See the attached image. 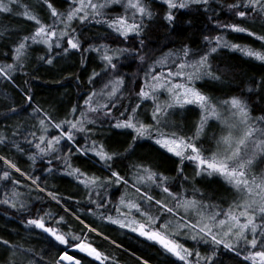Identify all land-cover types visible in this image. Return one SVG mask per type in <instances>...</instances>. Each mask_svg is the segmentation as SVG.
<instances>
[{"label":"snow or ice","instance_id":"obj_1","mask_svg":"<svg viewBox=\"0 0 264 264\" xmlns=\"http://www.w3.org/2000/svg\"><path fill=\"white\" fill-rule=\"evenodd\" d=\"M20 3L21 0H0V12L10 13L13 6H19ZM120 3L121 0H103V2L100 0H70L68 10L62 12L54 6L51 0H42V4L50 10L51 24L43 23L41 18L35 12L29 11L28 6L25 5L19 15L34 21L37 27L30 35L22 36L18 42H13L10 49L13 63L0 65V75L12 80L11 73L17 71L18 66H22L31 45L39 44L47 49L46 54L40 59L48 64L53 63V54L59 55L58 49H61L65 54L71 50L82 49L83 45L79 37L73 35L76 29L72 27V24L76 21H79L81 25L87 24L89 21H95L98 24L106 23L125 40L133 34L141 36L145 29L144 17L150 18L153 15L148 4L145 0H126L124 3L125 14L115 18L109 17L105 9L111 4ZM163 3L168 7L164 18L171 23L174 20L173 9H183L190 4L207 5L208 0H180L179 3L176 0H163ZM230 7L240 18H247L250 15L264 17V0H239V3ZM240 8L244 10H239ZM128 10H131V16L127 14ZM222 27L238 33H247L264 41V35H258L239 24H226ZM2 35L3 33L0 32V36ZM204 39L209 43L214 41L215 46L200 55L199 59L189 61L187 59L190 54L189 49L185 47L183 49L185 59H181L180 63L166 67L172 57V54L169 53L148 67L144 74V84L140 86L137 98L142 102H146L148 99L153 101L151 112L153 123H145L138 119V109L142 107V104L138 103L135 107L129 104L125 107L122 103H118L125 80L124 77L115 75L117 64L114 62V57L118 58L130 50L118 48L113 51L107 45H99L96 46V51L104 53L101 59L105 68L101 73L93 72L89 77V83L109 71L114 74V78L104 83L99 91L94 89L87 95L83 103V111H80L81 105H74L71 109L72 119L65 118L56 122L49 112H43V118L39 119V128L37 129L41 134L37 136L36 132H30L24 136V140L34 146L35 150L29 157L33 163L36 159H42L45 156L52 157L48 161L49 165L54 161L64 160L67 174L76 177L79 183L84 185L89 193L91 204L95 205V211L91 207L88 208L89 214L95 215L96 212H99V218L102 221L118 225L122 230H129L147 241L158 244L166 253L175 256L183 264H216L217 249L220 247L236 253L237 256L243 255L242 264H248L249 261L251 264H264V174L256 175L252 172L257 157L264 159V116L253 119L248 103L240 96H231L226 100L214 103L210 96L194 86L196 81L205 77H211L214 80L220 79V76L212 71V66L209 63L210 53H215L219 47H231L245 56L262 62H264V51L255 50L246 45L230 44L221 36L214 38L206 36ZM139 43L144 46L143 39ZM92 47L89 46V48ZM88 50L84 49V51ZM139 58L141 61L145 60L143 55ZM157 65H159V70H157ZM173 67L176 69L175 71H173ZM256 86L264 87V81ZM164 92L168 94L169 99L160 103L158 97ZM31 100L32 96L28 95L29 106H31ZM185 105H197L201 110L199 122L195 126V134L183 136L162 132V127H169L170 110L177 106L183 108ZM118 107L125 109L120 113V118H116L114 115V109H118ZM10 111L15 114L17 109L13 107ZM78 111L80 115L77 117L75 113ZM40 112L41 109L33 108V114L39 115ZM112 120H115L114 124H112ZM212 120L219 122L223 130L222 134L215 138L214 150L199 146L200 137L206 136V126ZM97 121L101 126L107 121L112 128L131 130V133H134L133 142L144 137L154 139L157 145L179 158L181 165L185 159L194 162L197 176L218 175L223 177L240 194L241 199L230 205L227 210L223 208L214 210L217 206L197 199V196L202 194L195 188L191 193L187 189L173 191L175 185L169 184L168 177L154 171L150 165L132 163L129 166V174L122 175L120 171L113 169L115 161L123 158V154L109 152L103 143L98 144L95 140L91 141L90 147H79L75 140V134L78 132H84L88 136L94 135L95 133L88 125H95ZM49 128L59 130V135L49 136ZM20 135H23V132L19 129L13 133L11 140L0 134V144H11L17 151L24 152L25 149L16 142V138ZM28 136H31L32 139L29 140ZM62 141L76 144L77 152L93 153L110 174L102 178L72 167L68 163V157L63 154ZM69 151H71V147H69ZM0 161H3L5 169L0 172V180L11 182L14 186L20 185L21 180L12 179V170L22 176L27 174L22 173L20 167L11 158L0 155ZM53 170L52 168L46 169V171ZM177 173L178 177L181 176L183 168L177 169ZM28 179L37 188H40L39 177L28 176ZM187 179L184 177L185 183H187ZM113 185L125 188V192L121 194L119 201L114 205L115 216L107 209V204L111 201L106 195L108 189ZM156 188L162 193L161 198L151 194ZM40 190L44 191V189ZM93 195L97 199H91ZM22 196L23 194L14 187L10 193H5L4 199L0 200V203L9 205L11 208L23 209L25 204L21 199ZM48 196L57 202L61 199L53 192H48ZM106 212L108 214H105ZM45 215L51 219L46 221L44 216H38L29 218L27 224L42 230L59 245L71 246L84 253L86 257L92 258L93 264H119L114 256L100 251L97 246H94V241L88 240L89 234L97 232L96 228L86 225L88 232L83 237L64 233L60 228V225L64 224V216L56 217L51 213H45ZM166 217L175 219L169 220ZM76 219L80 220V217L77 216ZM52 220L55 221V226L52 225ZM182 234H190L193 241L210 244L213 246V251L211 254L201 255L199 251L185 247L178 239ZM100 235L104 239H108L103 233ZM69 236L72 237V241L79 242L70 243ZM111 243L117 247L121 246L117 245L116 240H112ZM0 244H3L5 248L9 247L8 240L0 238ZM18 251L34 255L30 249H18L16 246H12L6 264H18L16 260ZM65 262L82 264L81 260L69 255L67 251L61 253L54 264H65ZM29 264H33V261H29ZM142 264H148V261L143 260Z\"/></svg>","mask_w":264,"mask_h":264},{"label":"trees","instance_id":"obj_2","mask_svg":"<svg viewBox=\"0 0 264 264\" xmlns=\"http://www.w3.org/2000/svg\"><path fill=\"white\" fill-rule=\"evenodd\" d=\"M51 2L58 10L66 12L70 0H51ZM145 2L153 15L150 18L144 17L145 29L141 36L133 34L125 40L106 23L98 24L95 21H89L87 24L81 25L79 21H76L72 24V27L76 29L73 35L79 37L83 45L82 49L71 50L67 54L58 49L59 55L53 54V63L48 64L40 59L46 54L47 49L43 45H31L22 66H18L17 71L11 73L12 80L0 75V134L11 140L13 133L18 129L21 130L23 135L18 136L16 142L25 149L24 152H19L11 144H0V155L13 159L20 167L21 172L27 174L22 176L12 170V179L21 180V184L18 186L0 180V200L4 199L6 192L10 193L15 187L23 194L21 199L25 204V207L20 209L0 203V238L9 241L8 248L0 244V264H6L12 246H16L18 249H30L34 254L29 255L26 252L18 251L16 256L18 264H29V261H33V264H54L64 251L81 260L82 264H93L92 258L75 250L67 249L68 246L59 245L42 230L27 224L29 218L38 216H44L46 221L50 220L51 218L45 213H51L56 217H65L64 224L60 225L61 231L64 233L83 237L88 232L86 225L96 228L97 232L89 234L88 240L94 241V246H97L100 251L114 256L119 264H142L143 260H147L148 264H183L175 256L166 253L158 244L147 241L129 230H122L118 225L102 221L99 218V212H96L95 215L89 214L88 208L91 207L95 211V205L91 204L89 193L84 185L79 183L76 177L67 174L64 160L54 161L49 165L48 161L52 157L45 156L42 159H36L33 163L29 157L35 150L34 146L24 140V136L30 132H36L37 136L41 134L37 129L39 128V119L43 118V112H49L56 122L65 118L72 119L71 109L74 105H81L80 111H83V103L87 95L94 89L99 91L104 83L114 78V74L109 71L89 83V77L93 72L101 73L105 68L101 59L104 53L96 51V46L107 45L113 51L118 48L130 50L118 58L114 57V62L117 64L115 75H120L125 80L118 103H122L125 107L129 104L133 107L138 103L142 104V107L138 109V119L143 122L146 113L152 112L153 101L148 99L146 102H142L137 98V93L140 86L144 84V74L148 67L165 54H172L166 67L178 64L181 59H185L183 57L185 47L189 49L190 54L187 57L189 61L199 59L200 55L215 46L214 41L209 43L204 39L206 36L210 38L221 36L230 44L246 45L255 50L264 51V41L247 33H238L222 27V25L235 23L258 35H264V17L250 15L247 18H240L235 15L230 6L239 3V0H208L207 5L190 4L183 9H173L174 20L171 23L164 18L168 7L163 3V0H145ZM176 2L179 3L180 0H176ZM25 5L28 6L29 11L35 12L43 23H52L50 10L42 4V0H21L19 6H13L12 12H0V32L3 33L0 36V65L13 63L10 50L13 42H18L22 36L30 35L37 27L34 21L19 15ZM117 7L118 5H109L105 12L111 18L124 15ZM239 10L244 9L240 8ZM141 39L144 41V46L139 43ZM90 45L93 47L89 48ZM84 49L89 50L84 51ZM141 55L145 56L144 61L140 60ZM209 63L212 66V71L220 76V79L214 80L211 77H205L195 82L196 88L210 96L214 103L226 100L231 96H240L248 103L253 119L264 116V87L256 86L264 81V62L245 56L231 47L221 46L215 53H210ZM157 70H159V65H157ZM175 70L173 67V71ZM28 95L32 96L31 106L27 101ZM13 107L17 109L15 114L10 111ZM33 108L41 109L40 114H33ZM183 108H186L188 112L197 113L199 122L201 110L197 105H185ZM124 110V107L114 109L115 117L120 118V113ZM79 115V111L75 113V116ZM179 118L182 123L183 117ZM149 121L153 123L151 118ZM114 123L115 120H112V124ZM88 127H91L95 134L88 136L84 132L76 133L75 140L78 142V146L90 147L91 141L95 140L98 144L103 143L109 152L123 154V158L115 161L113 169L120 171L122 175L129 174V166L132 163L150 165L154 171L168 177L169 184L175 185L173 191L185 189L183 187L184 177L191 178L196 184H201L204 180L201 178H206L196 175L197 169L194 162L185 159L181 165L179 158L161 148L152 138L144 137L133 142L134 133H131V130L112 128L107 121L103 126L97 121L95 125H88ZM162 128L161 131L164 132ZM215 131L216 127L210 121L206 126L205 140L207 144H212L215 141L214 136L217 134ZM171 133L173 132L169 131V134ZM194 134L195 132H192L190 136ZM48 135L57 136L59 130L49 128ZM28 139L31 140L32 137L28 136ZM204 144L205 142L202 140L199 146L202 147ZM61 147L72 167L102 178L110 174L93 153L77 152L75 150L77 145L67 141H62ZM69 147H71V151H69ZM126 149L127 151H125ZM181 167L183 174L178 177L177 169ZM255 167L264 169V159L259 158ZM48 168L54 170L46 171ZM187 168L191 169L193 173L188 174ZM3 170H5L3 161H0V172ZM28 176L39 177L40 188L32 184ZM221 182L219 176L208 177L203 185L206 196L204 195L205 198L197 196V199H204L211 204H218L226 199L227 194L221 190L223 187ZM40 189H44V191ZM187 191L191 193L190 189ZM48 192L57 194L61 198L60 201H53L48 196ZM124 192L125 188L117 185H113L107 191V198L111 201L107 204V209L113 216L116 215L114 205ZM151 194L157 198L162 196L158 188L154 189ZM91 199H97V197L93 195ZM17 203L19 204V201ZM77 216L80 217V220L76 219ZM173 218L166 217V219ZM160 222L163 223V221ZM51 223L55 226L54 220ZM100 233H103L108 239H104ZM69 240L70 243L79 242L72 241L71 236H69ZM112 240H116L117 245L121 246L113 245ZM181 243L189 249L199 251L201 255H208L213 251V246L205 244L203 241L192 242L189 240ZM242 262L243 255L237 256L236 253L223 247L217 249L216 264H242ZM248 264L251 262L249 261Z\"/></svg>","mask_w":264,"mask_h":264},{"label":"rangeland","instance_id":"obj_3","mask_svg":"<svg viewBox=\"0 0 264 264\" xmlns=\"http://www.w3.org/2000/svg\"><path fill=\"white\" fill-rule=\"evenodd\" d=\"M103 2V0L101 1ZM126 2V0H121V3L120 4H114V5H118V10H120L121 12H123V14H125L126 12V9L124 7V3ZM112 5V4H111ZM127 14L129 16H131V10H128ZM169 97H168V94L166 92H164L163 94H160L159 97H158V102L160 103H164L166 101H168ZM179 117H183V122L181 123L179 121ZM150 118H151V113L147 112L146 115H145V118H144V122L145 123H150ZM214 126L216 127V131L215 133H217L215 136H214V140L216 137H218L219 135L222 134V128H221V125L219 124V122L215 121V120H212L211 121ZM198 123V115L197 113L195 112H188L186 108H175V109H172L170 110L169 112V115H168V124H169V127H166V129L164 130V128H162V130L164 132H167L169 133V131L171 132H175V133H181L183 135H187V136H190L192 134V132H195L196 131V124ZM205 135H202L200 137V141H204L205 144L202 146V148H205V149H212L214 150V145H215V141L210 144L208 143L207 144V141L205 140ZM207 154V153H206ZM260 157H257L256 161L254 162V165H253V168H252V172L256 175H261V174H264V169H261V167L259 169H257L255 167V164L257 162V160L259 159ZM187 173L188 174H191L193 173L191 169L187 168ZM218 176V175H217ZM203 177H206V178H201V179H204L201 184H196L194 183V181L191 179V178H188V182L187 183H184L183 184V187L186 189H190V191H192L193 188L197 189L202 195H200V198H205L204 195L206 196V191L204 189V183H206V179L208 178V176H203ZM220 179H221V183H222V188L221 190L227 194L226 196V199H223L220 203L218 204H212V205H215L217 206L216 209L214 210H219L220 208H223L224 210H227L229 208L230 205L234 204L235 202H238L240 199H241V196L240 194L232 187L230 186L225 180L223 177L219 176ZM204 200V199H202ZM206 203L208 204H211L210 202L208 201H205ZM175 218L173 219H169V220H174ZM179 239V242H185V241H192L193 240L190 238V234H182L178 237ZM195 242V241H194ZM63 246H66V245H63ZM67 249H74L76 251H78L77 249L71 247V246H68ZM79 252V251H78ZM81 253V252H79ZM81 254H84V253H81ZM9 257V256H8Z\"/></svg>","mask_w":264,"mask_h":264},{"label":"water","instance_id":"obj_4","mask_svg":"<svg viewBox=\"0 0 264 264\" xmlns=\"http://www.w3.org/2000/svg\"><path fill=\"white\" fill-rule=\"evenodd\" d=\"M69 255H71V254H69ZM65 264H68V262H65Z\"/></svg>","mask_w":264,"mask_h":264},{"label":"flooded vegetation","instance_id":"obj_5","mask_svg":"<svg viewBox=\"0 0 264 264\" xmlns=\"http://www.w3.org/2000/svg\"><path fill=\"white\" fill-rule=\"evenodd\" d=\"M72 250H74V249H72ZM76 251V250H75ZM76 252H78V251H76ZM73 256V255H72Z\"/></svg>","mask_w":264,"mask_h":264}]
</instances>
